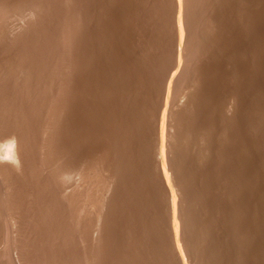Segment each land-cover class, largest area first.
I'll return each instance as SVG.
<instances>
[{"label":"rangeland","instance_id":"374dc122","mask_svg":"<svg viewBox=\"0 0 264 264\" xmlns=\"http://www.w3.org/2000/svg\"><path fill=\"white\" fill-rule=\"evenodd\" d=\"M0 264H264V0H0Z\"/></svg>","mask_w":264,"mask_h":264}]
</instances>
